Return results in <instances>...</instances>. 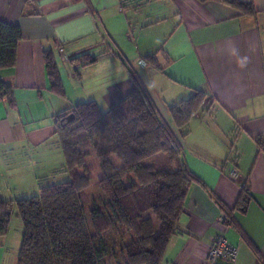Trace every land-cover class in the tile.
<instances>
[{
	"label": "crops",
	"instance_id": "0c3cea01",
	"mask_svg": "<svg viewBox=\"0 0 264 264\" xmlns=\"http://www.w3.org/2000/svg\"><path fill=\"white\" fill-rule=\"evenodd\" d=\"M124 1L0 0V20L22 31L15 65L0 70L15 99L14 106L0 101V199L35 192L64 170L53 116L65 108L94 100L108 109L137 80L174 130L169 105L201 90L210 109L191 117L182 160L208 191L190 185L160 264H205L218 234L237 247L232 264H264L248 244L264 258V0H242L252 1L255 16L213 1ZM119 31L133 47L129 53L114 45ZM45 52L54 55L63 96L50 90ZM131 52L155 53L160 70L142 58L132 66L126 57ZM83 53L96 61H69ZM243 187L252 197L245 212L234 209ZM211 194L231 212L234 225L220 220ZM7 251L6 233L0 236V264Z\"/></svg>",
	"mask_w": 264,
	"mask_h": 264
},
{
	"label": "trees",
	"instance_id": "16d2710c",
	"mask_svg": "<svg viewBox=\"0 0 264 264\" xmlns=\"http://www.w3.org/2000/svg\"><path fill=\"white\" fill-rule=\"evenodd\" d=\"M196 1L222 3L250 16L257 13L252 1ZM21 39L20 26L0 20V70L15 65ZM96 59L83 53L69 61L85 66ZM142 59L160 70L155 53ZM43 61L50 90L63 96L53 53L45 52ZM135 83L108 109L89 100L53 116L69 179L43 185L27 195L0 199V236L8 231L14 206L22 222L15 264L161 263L168 240L176 233L190 185L197 183L208 191L184 164L181 141L189 132L191 117L199 110L209 111L210 103L205 92L194 90L169 105L173 130L159 118L148 93L137 80ZM3 99L15 105L11 84L0 79V101ZM92 155L99 163L97 179L87 169V158ZM211 196L234 225L231 212ZM251 198L243 187L234 209L245 212ZM242 236L247 242L244 233ZM248 244L264 262L251 242Z\"/></svg>",
	"mask_w": 264,
	"mask_h": 264
},
{
	"label": "rangeland",
	"instance_id": "374dc122",
	"mask_svg": "<svg viewBox=\"0 0 264 264\" xmlns=\"http://www.w3.org/2000/svg\"><path fill=\"white\" fill-rule=\"evenodd\" d=\"M131 1L132 0H125L124 3L129 4V3H131ZM146 8L147 7H143L144 10ZM141 12L144 13V11H141ZM134 24L135 23H133V25ZM116 31L118 32V30H116ZM129 33L131 34V31ZM116 35H117V38L114 40V43H115L114 45H116L117 47L119 44L122 45V46H120V49L123 47L125 52H128L129 49L133 50V47L127 41L124 40L125 38L124 39L122 38L123 35L121 36L120 31ZM135 39H136V36L134 35V41H135ZM55 53L57 56V61L60 62L59 54H57V52H55ZM134 53L135 52H131L130 53L131 56H126L127 60L132 64V66H135L133 64H138L139 59L147 54V53H145V54H142V56H141L138 53L137 54L136 53L134 54ZM87 75L89 77L88 80H90L91 76H92V72H90V70L87 71ZM146 81L150 82L151 79L147 78ZM102 107L103 106H101L102 110L106 109V108H102ZM53 140L57 141V138L54 137ZM53 145H54V143L52 141L50 143V147ZM87 169H88V171H89V173L93 179H97L100 176L99 163L93 155L90 158H87ZM51 179H52L53 183L63 182V181H67L69 179V175L65 170L62 169L61 171L56 172L54 175L52 174ZM88 191L89 190H86V193ZM36 192H37V190H36ZM21 226H22V222H21L20 218L18 216H16V207L14 206L12 209V215L10 218L8 232H7V249H8L7 253L8 254H7L6 264H15V262H16L17 253H18L20 241H21V231H22Z\"/></svg>",
	"mask_w": 264,
	"mask_h": 264
},
{
	"label": "built area",
	"instance_id": "2783aa9c",
	"mask_svg": "<svg viewBox=\"0 0 264 264\" xmlns=\"http://www.w3.org/2000/svg\"><path fill=\"white\" fill-rule=\"evenodd\" d=\"M61 51V50H60ZM220 220L229 224V218L222 213ZM238 255L235 245L224 234L215 235L206 253L205 264H232Z\"/></svg>",
	"mask_w": 264,
	"mask_h": 264
},
{
	"label": "water",
	"instance_id": "95a60500",
	"mask_svg": "<svg viewBox=\"0 0 264 264\" xmlns=\"http://www.w3.org/2000/svg\"><path fill=\"white\" fill-rule=\"evenodd\" d=\"M72 118V115H70L69 117H68V120H70Z\"/></svg>",
	"mask_w": 264,
	"mask_h": 264
}]
</instances>
